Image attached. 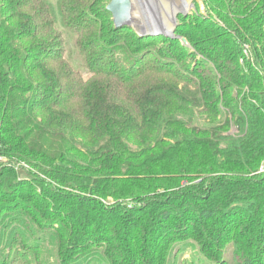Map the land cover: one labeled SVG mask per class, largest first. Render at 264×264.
I'll use <instances>...</instances> for the list:
<instances>
[{
    "label": "trees",
    "instance_id": "16d2710c",
    "mask_svg": "<svg viewBox=\"0 0 264 264\" xmlns=\"http://www.w3.org/2000/svg\"><path fill=\"white\" fill-rule=\"evenodd\" d=\"M109 1L0 0V264H264V0Z\"/></svg>",
    "mask_w": 264,
    "mask_h": 264
},
{
    "label": "rangeland",
    "instance_id": "374dc122",
    "mask_svg": "<svg viewBox=\"0 0 264 264\" xmlns=\"http://www.w3.org/2000/svg\"><path fill=\"white\" fill-rule=\"evenodd\" d=\"M52 3H55V2H57L58 0H50ZM110 2V1H109ZM185 2L187 3V8L185 9V10H182V11H187V13H189L190 11H194L195 10V8H196V6H195V4L197 3L198 4V6H199V3H202L200 0H185ZM161 5H164L166 8H168V10L170 9V7H167L168 5H165L164 3H160ZM203 4V3H202ZM108 5V4H107ZM135 7H134V10H133V16H134V18H137V19H141L142 18V9H143V7H142V9L140 8V5H138V4H135L134 5ZM158 7H159V9L160 10H162L161 11V14L160 15H163V14H166L167 13V9H165L166 10V13H165V11L163 10V7H161V6H159L158 5ZM145 12H148V11H151V10H155V9H152V8H150L149 10L146 8V6H145ZM204 12H205V7H204ZM202 14V13H201ZM204 14V13H203ZM179 15V14H178ZM176 16V15H175ZM159 17V16H158ZM157 18V17H156ZM151 17H149L148 19H147V25H149L150 24V22H151ZM175 19V18H174ZM178 21L176 20V25H175V27H174V24H175V20H174V22H173V24L171 25V27L169 28V29H167V28H165V29H159L158 30V32H160V33H169L172 29H173V27L174 28H176L177 27V23ZM135 24V22H133V25ZM129 27H131V28H133L134 30H135V28L131 25V26H129ZM148 28H149V30L152 28L151 26H148ZM175 30V29H174ZM136 31V30H135ZM161 36H163V35H161ZM167 37V36H166ZM185 44V43H184ZM71 45H72V43H69V48H71ZM72 50V49H71ZM72 56H73V59H74V62H75V64H78L79 66H82V59H81V57H79L77 54H76V52L75 51H73L72 52ZM200 125H202L204 122H203V120L202 121H199L198 122ZM229 134H237V132H236V130H235V128L233 127V128H231V130L229 131ZM115 201L112 199V198H107L106 199V204H112V203H114ZM198 250L195 248V246L194 245H188V246H186L185 247V250L183 251V252H181L180 254L178 253V250L176 249V248H174L173 250H172V252H171V254H172V256L171 257H169L168 258V260H167V263L166 264H178V262H179V264H181V262L182 261H185V260H190V259H200V257L198 256V252H197ZM176 254H179V256L177 257V259L178 260H175V256H176ZM224 254H225V257H227V258H229L230 257V251H229V248L227 249V251H224ZM45 256H47L48 258H50V260H51V256H50V254H48V253H45ZM174 260H175V263H173L174 262ZM201 260V259H200ZM201 263H203V261L201 262Z\"/></svg>",
    "mask_w": 264,
    "mask_h": 264
},
{
    "label": "bare ground",
    "instance_id": "6f19581e",
    "mask_svg": "<svg viewBox=\"0 0 264 264\" xmlns=\"http://www.w3.org/2000/svg\"><path fill=\"white\" fill-rule=\"evenodd\" d=\"M149 1L150 3H148ZM149 1L147 2V0H142V2H140L139 0L140 8L142 9L143 7L142 18L135 19V23L137 27L139 28V30H142V32H147V31L158 32L159 29H165V28L169 29L171 25L173 24L175 15H177V13L187 12V11H182L188 7L185 0H171V1L149 0ZM160 3H164L165 5H168L167 7H170V9L168 10V8H166L164 5H161ZM158 5L163 7V10L165 11V13H166L165 9H167V13L160 15L162 10L159 9ZM145 6L148 10L150 8L155 9V10L145 12L144 10ZM149 17H151L150 19L151 22L149 25H147V19ZM148 26H151L152 28L149 30Z\"/></svg>",
    "mask_w": 264,
    "mask_h": 264
},
{
    "label": "water",
    "instance_id": "95a60500",
    "mask_svg": "<svg viewBox=\"0 0 264 264\" xmlns=\"http://www.w3.org/2000/svg\"><path fill=\"white\" fill-rule=\"evenodd\" d=\"M149 0H147L148 2ZM167 1H171V0H167ZM140 2H142V0H140ZM150 3V1L148 2ZM135 4H140L139 0H110V2L108 3V5L106 6V11L109 12L112 16V21L114 24L115 28H121L124 26H133L136 30V32L139 35H165L168 37H173L174 36V27L176 25V20H177V15L178 14H187V12H180L177 13V15L175 16V24L173 29L169 32V33H160V32H142V30H139V28L137 27L136 23L133 25V21L135 22V19L133 16V10H134V5ZM199 11L200 13H204V5L202 3H199ZM142 14V13H141ZM183 43H185L184 40H182Z\"/></svg>",
    "mask_w": 264,
    "mask_h": 264
},
{
    "label": "built area",
    "instance_id": "2783aa9c",
    "mask_svg": "<svg viewBox=\"0 0 264 264\" xmlns=\"http://www.w3.org/2000/svg\"><path fill=\"white\" fill-rule=\"evenodd\" d=\"M249 54H250V53L247 52V50L245 49V50H244V55H245V57H249ZM247 59H248V58H247ZM263 168H264V166H262V167L260 168V171H263V170H264Z\"/></svg>",
    "mask_w": 264,
    "mask_h": 264
}]
</instances>
